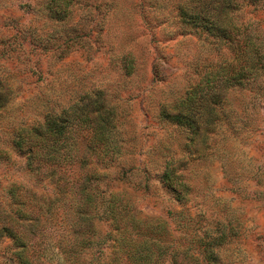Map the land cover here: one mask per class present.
Listing matches in <instances>:
<instances>
[{
  "label": "rangeland",
  "instance_id": "obj_1",
  "mask_svg": "<svg viewBox=\"0 0 264 264\" xmlns=\"http://www.w3.org/2000/svg\"><path fill=\"white\" fill-rule=\"evenodd\" d=\"M188 1L0 0V226L34 263L77 238L82 264H140L125 237L144 264H264V0H226L229 38ZM58 116L40 173L15 140ZM20 251L0 236V264Z\"/></svg>",
  "mask_w": 264,
  "mask_h": 264
},
{
  "label": "trees",
  "instance_id": "obj_2",
  "mask_svg": "<svg viewBox=\"0 0 264 264\" xmlns=\"http://www.w3.org/2000/svg\"><path fill=\"white\" fill-rule=\"evenodd\" d=\"M227 5L228 1L226 0H189L180 8V16L184 21L192 22L193 25L200 26L209 33L229 38L233 35L235 26L230 23L228 13L225 12ZM223 68L227 69L228 72H232L235 69V64L233 62L226 63ZM188 104L189 103L187 102L184 105ZM0 106H2L1 100ZM66 128L67 123L64 117H48L43 123L29 129H24L20 138L15 140L16 147L28 153V164L41 173V170H43L46 164V154L48 152V140H46L45 134L49 132L54 137L55 140H53V143L57 150H60L62 147L69 144L68 140H62ZM72 161L73 160H71V162ZM124 227L127 228V225L124 224ZM28 232H30V224ZM4 234L12 236L15 243L22 247V251H20L18 255V257H20V264H38L40 261V264H82V256L80 254L81 246L79 245L77 238L69 243V248H67L68 243L65 246H62L63 255L57 253L52 248L54 243L52 245H50L51 243H47L46 246L40 249L36 257V262L34 263L25 255L27 246H30L29 236L27 234L23 233V231L18 228L3 225L0 226V236ZM148 240L142 242L141 239H136L130 244L128 243V240L123 237L118 244L121 252L123 255L125 254V257L128 260L144 264V262L151 261L149 258H152L156 254V251L151 252V250H148L145 244ZM60 243L61 242H59V244ZM153 243L158 244L156 240ZM130 245H132L133 248H130ZM41 247L42 246H39V248ZM37 251L38 250L35 252ZM160 256L155 257V260L158 261ZM43 257L46 258V261L43 260ZM122 258V256H117L114 264L119 262V260H122ZM54 259L57 260L54 261Z\"/></svg>",
  "mask_w": 264,
  "mask_h": 264
}]
</instances>
